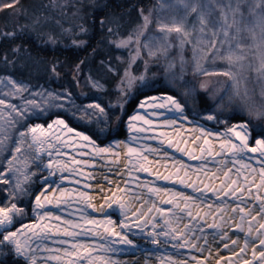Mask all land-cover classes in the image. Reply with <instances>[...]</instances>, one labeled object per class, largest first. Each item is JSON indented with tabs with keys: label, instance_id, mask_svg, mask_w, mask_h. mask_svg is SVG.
Segmentation results:
<instances>
[{
	"label": "snow or ice",
	"instance_id": "1",
	"mask_svg": "<svg viewBox=\"0 0 264 264\" xmlns=\"http://www.w3.org/2000/svg\"><path fill=\"white\" fill-rule=\"evenodd\" d=\"M15 2L17 0H13V3ZM180 2L185 9L184 15H173L170 22L156 20L157 29L163 34L162 36H151L141 45L140 38L153 23L151 12L144 14L141 10L143 24L139 26L140 30L135 36L130 34L126 39H120L114 43L117 47L124 48L132 44L135 39L136 54L132 62L141 55V47L148 50L149 57H155L158 53L167 57L169 48L173 46L171 34L176 33L180 49L183 51L185 44L191 43L192 33L195 31V25L191 30L188 28L190 13H197L199 31L202 34L205 33L206 28H214V25L210 19V13L202 9L198 11L197 5L189 4L185 0ZM261 5H264V0H260L255 7L259 8ZM9 7H12L11 3L0 4V8ZM227 7L232 10V21L231 24L228 23V16L225 13V23L220 26L224 36L221 43H229L232 27H236L237 37L241 31L236 19V13L240 12L239 3L234 9L231 3ZM103 23L101 21V24ZM254 26L260 30V40L257 45L260 49V63L254 70L259 77H264V9L256 14ZM81 30L86 31L83 27ZM109 31L111 32L112 29L109 28ZM249 31L255 36L254 28H249ZM3 35L15 37L16 33L6 32ZM212 37H217V31H212ZM200 43H205L203 36L197 40V44ZM206 43L209 51L216 47L215 39ZM197 44L193 45L194 58ZM236 47L242 49L243 45L237 44ZM14 51L18 52L19 48ZM201 51L204 50L201 49ZM220 58L227 61L228 68L221 71L201 70L197 60L196 69L201 71L202 75L227 77L231 84L219 90L223 92V95H218L216 106L218 109H223L227 104L231 110L232 105H237L248 119L230 124L227 119L220 120L215 112L209 113L205 117L207 120L225 124L226 127L222 132L199 125L193 129V132L199 135L193 136L191 141L180 140L175 144L172 139H167V133L162 132L160 136L166 138L170 147H174L177 152L184 153L192 160L201 161V164L193 169L190 165H185L182 160L174 159L172 170L167 174H161L159 171L153 173L150 167L153 161L149 160V156L145 154L146 152L156 154L161 149L138 143L141 139L139 134L148 129L138 127L135 122L143 121L148 125L153 123L146 118V115L137 112L128 117L127 139H115L107 146H101L92 135L71 126L67 120L58 115L48 123L31 122L33 117L39 120L41 116H48L53 108H63L72 112L73 116L76 115L73 109H76L80 112L79 118L83 120L96 116L95 110L98 109L107 124L109 115L99 103L80 106L72 99L70 92L67 94L49 92L47 95L35 93V96L40 97L39 100L21 97L24 99V105L18 106L3 97H16L27 91V86L10 76L0 78V86H2L0 88L2 93L0 97V185L5 186L0 191L6 193L3 200H0V264H50V262L119 264L108 254L141 250L140 245L129 238V234L138 236L145 243L156 245L158 248L171 243L177 250L188 248L199 253L207 251L209 255L203 259L195 255L191 256L195 264H206L209 259H214L215 264H256V262L264 264V195H262L264 193V92L261 93V102L257 104L247 87L246 77L242 72L232 70V65L240 69L245 67L241 63L246 58L242 52L234 51L229 43L227 55ZM4 59L7 62V56ZM181 62L183 64V56H181ZM145 67L147 68V61H145ZM52 71L56 72L55 66ZM177 79L183 80V76H172L168 81L169 85L178 87ZM137 80L141 82V90L155 87L151 81L145 79V74L137 77L126 69L124 77L120 80V91L126 96L127 89L133 88ZM93 87L101 88L102 85L93 81ZM183 87V97L194 95L196 91L194 86L184 85ZM200 87L207 90L208 83L203 82ZM139 108L153 109L152 115H163L155 111L156 109H167L174 115L178 114L176 118L163 121L168 126L176 125L178 119H188L185 103L171 94L156 96L144 93V99L139 102ZM88 109L93 111L89 112ZM118 111L120 114L113 113V115L119 122L124 111V104L119 100ZM9 129L15 134V140H12ZM175 131L177 135L180 134L178 128ZM211 137L215 139H210ZM198 141L200 143H197ZM164 142L165 140L162 139L161 144ZM189 143L195 147H187ZM181 144L186 146L181 147ZM88 147L91 148V152L82 150ZM69 148L81 158L73 155L70 159H65L69 156V152L65 149ZM6 153L10 155L6 156ZM249 153L259 154L258 167L245 162V158L253 159ZM163 155L167 157L168 153L164 151ZM85 156L99 157L102 160L110 157L111 164L120 170L118 174L132 177L134 172H147L154 174L159 180L171 181L190 188L192 194L159 187L154 183H139L137 187L147 188L151 195L147 199L143 198V193L129 196L128 193L133 190L128 188V181L124 182V187L117 184L115 191L103 183L95 185L85 183V188L99 189L95 194L61 187L63 181L70 176H84L85 180L95 179L92 172L85 173V167L94 166L96 161L83 159L82 157ZM209 157L212 158V168L208 167ZM121 161H123L122 164ZM155 163L159 164L160 161L156 160ZM33 164L36 167L35 171L30 170ZM108 171H112L111 166ZM37 172L46 173V175L42 176L39 187H33L37 182L33 181L32 177L37 176ZM66 172L69 173L68 176L65 175ZM103 179L108 185H112L113 181L107 175H104ZM135 180L139 181V176H136ZM75 183L79 184L81 181L77 179ZM117 192L121 195H117ZM209 193L215 197L214 200L210 201ZM152 195L157 199L153 200ZM97 196L100 199L99 204L94 202ZM24 198L31 200L30 206H24L21 203ZM135 201L140 202L138 207ZM253 201L259 202L258 208L252 203ZM73 203L84 206L78 209V218H71L72 214L68 216L58 214V212H64L65 208H71ZM62 205L65 207H61ZM113 205L116 207L114 208ZM160 205H171V207L165 208ZM87 209L103 213V217L92 216ZM107 209L112 211L108 212ZM29 212H31L30 217ZM113 214H117L118 218L113 219ZM133 217L135 219H132ZM26 218L30 220L29 223L24 222ZM253 221L257 226L253 225ZM133 228L138 231L133 232ZM206 229L212 231L209 233ZM232 230H235L233 232L235 238L229 235ZM237 232L244 233L243 237L236 235ZM87 237L97 239L88 240ZM217 239L224 242V249H229L230 244L234 246L230 249L231 256L220 255L219 247L215 249L216 255L212 256V246ZM45 241H51L52 244L49 245ZM119 244L128 245L129 248L114 247ZM143 251L148 255H158L160 264H189L188 260H178L171 253L164 255L149 249H143ZM249 251L251 258H248ZM40 253L44 255L41 256ZM233 256L239 259L234 262Z\"/></svg>",
	"mask_w": 264,
	"mask_h": 264
},
{
	"label": "rangeland",
	"instance_id": "2",
	"mask_svg": "<svg viewBox=\"0 0 264 264\" xmlns=\"http://www.w3.org/2000/svg\"><path fill=\"white\" fill-rule=\"evenodd\" d=\"M13 0H0V2L5 3H11ZM95 0H60L59 2L52 3L51 6L53 10L57 13V16L61 19H69L70 21H73L75 19L79 22L81 18H83V11L86 7H88L91 3H93ZM185 2L189 4H195L198 6L199 10H204L208 13H210V19L214 25L213 27H208L205 30V33H201L199 31L200 25L197 20V13H190L188 15V28L189 30L192 29V26L195 25V31L192 33L191 37V43L185 44L183 51H181L179 42L177 40V34L172 33L171 34V41H172V47L169 48L167 57H165L162 54H157L155 57H149L147 55V49L141 47V55L135 59L134 62H132V58L136 54V43L135 39L133 40L132 44H130L128 47L120 48L118 49L122 50L123 53L118 56V60L120 61V64H124L125 67H128V71L134 75L139 77L142 74L149 73V77L145 75V79L148 81H151L155 87L152 88H145L141 90V82L139 80L136 81L135 85L137 89L139 88V91H147V90H155L157 89L156 80L159 76H161V85L162 87H165L167 89H172L179 93L182 96V92L184 91V85L187 86H194L196 91L194 95L183 97L185 101L187 102V106H185V113L187 116L195 120L197 122L202 123L208 128L215 129V130H224V128H221V126L225 125L223 123H218L217 121H209L205 117L209 113L215 112V114L218 116L220 120L227 119L232 117H244L248 119L246 115H244L237 105H232L231 110L229 109V106L226 104L223 109H218L216 106L218 95H223L222 91H219L220 89H223L231 84V81L228 80L227 77L224 76H217V75H202L201 71L196 69V63L197 60H199V63L201 65V70H208V71H221L229 67L226 60L221 59L220 57L226 56L229 49V43L232 46V49L236 52H242L244 56L246 57L245 60H243L241 63L245 65L243 69H240L236 65H232V70L237 72H242L243 75L246 77V83L247 87L250 90V93L253 97V99L256 101L257 104H259L262 100L261 93L264 92V77H259L257 72L254 70L256 67L259 66L260 60V49L257 47L259 44L260 36H259V28H255L254 26V20L256 14L260 13L262 9H264V5H261V7L257 8L255 7L257 4L260 3V0H185ZM231 3L232 8L234 9L239 3L240 5V12L236 13V19L238 22V26L241 28L240 33H236V27H232L230 29V39L229 43H221L224 40L223 33L220 31V26L225 23L224 21V14L227 13L228 16V23L231 24L232 21V10L227 7V5ZM71 4L73 6H71ZM75 4V5H74ZM72 7V10L70 9ZM68 12V14H67ZM153 17V23L149 25L147 31L144 33V35L140 38V43L143 45L151 36H162L163 34L158 31L156 20L161 19L165 22H170L171 17L173 15H184L185 9L183 7V3L180 2V0H156L155 5H153L151 8H149L144 14L150 13ZM242 13V16H241ZM120 22L118 21V18L111 20V23L109 27L112 29V37L110 39V42L116 45L114 41H119L120 39H126L130 34L134 35L140 30L139 26L143 24V16H140V19L137 21L135 26L130 29L127 33H119L118 31V25ZM66 24H61V21L57 23V29H52L49 31V29H43L41 30L42 36H44L48 41H56V44H59L61 46H67L69 44L77 45L82 41L79 37L83 35L84 31L81 30V27L77 25L66 27ZM117 28H116V27ZM249 28H254L255 36L253 35V32L249 31ZM217 31V37H212V31ZM203 36V39L205 43L197 44L198 38ZM51 37V38H50ZM231 37H237L235 39ZM213 39L216 40V47L211 49L209 51L207 41H212ZM67 40H69V44L67 43ZM197 44V47L195 49V58H194V50L193 45ZM237 44H242L243 48H237ZM203 49L204 51H201ZM207 53V55H205ZM181 56H183V64L181 62ZM142 61H147V68L144 67L145 73H134L135 66L140 64ZM154 63H157V68L153 66ZM170 65H174V67H170ZM183 69V71H182ZM183 76V80H176V84L178 87H172L169 85L168 81L172 76ZM10 75H4L3 77H8ZM14 80H16L19 83H22L27 86V91L21 93L20 95L16 97H3L6 99H9L11 103L16 104L18 106L24 105V99H37L39 100V96H35V93H41L43 95H47L49 92H55L60 94H67L69 92L66 89H56L53 87H45L40 86L38 88H34L32 85H30L28 82L22 81L17 79L14 76H10ZM91 78V79H90ZM93 81L98 82L100 85H102L101 88L93 87ZM207 82L208 88L207 90L202 89L200 87L201 83ZM242 81V85H243ZM86 87L90 88L93 91L96 92H104L106 91L107 87L106 85L92 77L90 74L87 77V83L85 85ZM2 88V86H0ZM4 91H7V89H3ZM120 91V88L119 90ZM200 91L209 92V98H210V105L205 108L204 110L198 109L196 103L198 100V93ZM121 92V91H120ZM164 94H171V93H160V94H154V95H164ZM124 95V94H123ZM173 95V94H171ZM0 97H2V93H0ZM135 97V94L132 92L127 98V102H122L124 104V111L121 115V120L123 118V115L125 114L126 105L133 100ZM72 99H74L75 103L80 106H86L90 103H99L102 107L104 105L100 101H91L86 103L79 102L75 96L72 94ZM141 100V99H140ZM137 101L136 107L138 105ZM105 108V107H104ZM188 108H190L194 112V117H191L188 114ZM136 109V108H135ZM106 112L109 115V121L107 124H105V118L103 114L99 113V110H95L97 115L90 117L86 120L80 119V112L76 109H73V111H76V115L73 116L72 112L66 111L63 108L57 109L53 108L51 112L48 114V116H41L39 120H36L34 117L31 119V122H40L44 123L45 120H47L52 115H58L61 118L66 117L71 119L76 125L81 126L83 128H87L90 130H93L99 137L105 138L109 132H112L113 135H117L120 133L119 131V122L116 119H114L113 122V113L120 114L118 111V105L111 107V109L105 108ZM89 112H92L93 109H88ZM134 112V111H133ZM132 112V113H133ZM199 114V115H198ZM55 116V118H56ZM54 118V119H55ZM19 119V117H17ZM127 120V119H126ZM124 122V131H125V137H127L128 133L125 128ZM113 122V123H112ZM239 122V121H238ZM69 123V122H68ZM237 123V122H234ZM70 124V123H69ZM71 125V124H70ZM72 126V125H71ZM80 131H83L82 129L77 128ZM103 129V131H101ZM9 132L12 133V130L9 129ZM87 134H89L86 131H83ZM90 135V134H89ZM114 139H121L119 137L113 138ZM12 140H15V134L12 133ZM97 141V140H96ZM111 141V140H110ZM98 142V141H97ZM99 143V142H98ZM6 156L10 155V153H6ZM32 171L36 170L35 164L31 166ZM46 175V173H40L37 172V176L32 177L33 181H36L33 185V187H39L40 183L42 182V176ZM5 186L0 185V189H3ZM4 195L6 193L0 191V200H3ZM21 203L24 206H30L31 200L28 198H24V200L21 201ZM29 217L31 216V212H29ZM25 223H29V219ZM24 220V221H25ZM141 245L144 246H150L152 244L145 243V241L142 239L140 241ZM164 249L168 248V245L165 247H161Z\"/></svg>",
	"mask_w": 264,
	"mask_h": 264
},
{
	"label": "trees",
	"instance_id": "3",
	"mask_svg": "<svg viewBox=\"0 0 264 264\" xmlns=\"http://www.w3.org/2000/svg\"><path fill=\"white\" fill-rule=\"evenodd\" d=\"M59 1L17 0L15 3L11 2L12 7L0 8V77L14 76L28 82L34 88L45 86L66 89L81 103L100 101L107 109L117 106L118 100L127 102L126 97L133 92L135 97L126 105L125 114L118 124L120 133L117 135L109 132L103 139L93 130L78 126L66 117L72 126L88 132L100 144H105L113 138L125 137L124 122L135 110L137 101L144 98V93L148 95L171 93L180 98L185 106L188 105L179 93L160 86L161 76L156 80L158 87L155 90L139 91V88L137 89L134 85L133 88L127 89L126 96L118 91L120 80L128 67L120 64L118 60V56L123 51L110 42L111 20L118 18L120 24L116 26L119 33H127L140 19L141 10L146 12L155 5L156 0H95L84 9V17L79 22L57 16L51 6L52 3ZM2 3L5 2H0ZM70 9L72 10V7ZM59 20L61 24H66V27L78 24L86 29L79 37L82 41H79L81 43L78 46L69 44V40H67L69 45L61 46L56 44V41L50 42L42 36L43 29H49V31L57 29ZM101 21L104 23L101 24ZM6 32H15L16 36L5 37L3 34ZM16 48H19L18 52L14 51ZM5 56L8 58L7 62L4 59ZM144 65V61L136 65L134 73H145ZM53 66L56 68L55 73L52 71ZM153 66L157 68L158 65L154 63ZM89 74L103 82L107 87L106 91L101 93L86 87ZM147 76L149 77V73ZM210 101L209 92L200 91L196 105L198 109L204 110L209 107ZM187 110L191 117L195 116L190 108ZM55 116L52 115L44 123L50 122ZM114 119L115 116H113V122ZM241 120L246 118L232 117L228 121L231 124ZM225 127V125L221 126V128Z\"/></svg>",
	"mask_w": 264,
	"mask_h": 264
},
{
	"label": "bare ground",
	"instance_id": "4",
	"mask_svg": "<svg viewBox=\"0 0 264 264\" xmlns=\"http://www.w3.org/2000/svg\"><path fill=\"white\" fill-rule=\"evenodd\" d=\"M156 96H160V95H156ZM144 98H142L140 101H142ZM139 101V102H140ZM139 102L138 105L136 107V109L134 110V112L131 114H136L137 112H139L141 115H146V118L150 119L153 121V123L151 125L145 124L143 121H137L135 122L137 124L138 127H143L145 129H148L145 132L140 133V137L141 139L138 141L139 144L144 145V146H151L153 148H159L161 149V151L159 153L156 154H149V153H145L146 155L149 156V160L153 161V163L150 165V167L153 170V173H155L156 171H159L161 174H167L168 171L172 170V165L175 160H182L184 162L185 165H190L193 169L197 168L200 164L201 161L199 160H192L190 159L187 155H185L184 153L181 152H177L176 149L174 147H170L168 145V143L166 142V138L165 137H161L160 134L162 132L167 133V139H172L173 144H175L177 141L180 140H189L191 141L192 137L195 135H199V133L197 132H193V129L199 125H203L200 122H197L195 120H192L188 117L187 120H177V124L174 126H168L165 125L163 123V121H165L166 119L169 118H176V116H178V114H173L172 112H169L167 109H156L155 111L163 113V115H152V112L154 111L153 109L150 108H145V109H141L139 108ZM130 115V116H131ZM51 122V121H50ZM127 123H128V118L126 120L125 123V128L127 130L128 133V128H127ZM206 129H210L213 131H223V130H215V129H211L206 127L205 125H203ZM179 129L180 130V134L177 135L175 129ZM87 134V133H86ZM129 136V133L127 135V137ZM126 138H121L119 140H125ZM94 139V138H93ZM165 140V142L163 144H161V140ZM210 139H215L214 137H211ZM115 140V139H114ZM114 140L108 141L105 144H100L101 146H107L110 142H113ZM197 143H200L199 141ZM181 147H185L186 145L181 144ZM218 146V145H217ZM187 147L189 148H194L195 145H192L191 143H189L187 145ZM83 151L86 152H91V148H85L82 149ZM65 151L69 152V156L65 157V159H70L71 156L73 155H77L76 152H74L72 149H65ZM166 151L168 153V156L165 157L163 155V152ZM199 153L197 152V155ZM249 156L253 157V159L248 160L247 158H245V162L251 164L254 167H258V153H249ZM77 158H81L77 155ZM83 159H94L95 165H90L88 167H85V173L87 172H92L93 175L95 176V179H89V180H85L84 176H70L69 179H66L63 181V183L61 184V187H67L69 189H78L80 191H87L90 194H95L99 191L98 188H85L84 185L85 183H91V184H97V183H103L106 186L112 187L113 191L116 190V185L119 184L120 187H124V182L128 181V188L132 189L133 192L128 193L129 196L133 195V194H140L143 193V198L147 199L149 195L147 188H143L140 189L137 187V184L139 183H154L156 186L159 187H167L170 189H174L175 191H184L187 192L189 194H192V190L190 188H185L183 185L180 184H174L171 181H164V180H159L156 178V176L154 174H149L147 172H134L132 174V177H129L127 175H121L118 174V172L120 171L115 165L111 164V158L109 157L108 159H100L99 157H94V156H85L82 157ZM218 159V158H217ZM156 160H159L160 163L157 164L155 163ZM123 163V161H121V164ZM109 166L112 167V171H108ZM208 167L212 168L213 167V163H212V158L209 157V163H208ZM236 167H240V165H236ZM66 176L69 175V173H65ZM104 175H107L112 181V185H108L107 181H105L103 179ZM139 176V181L135 180V177ZM52 179H56V178H52ZM79 179L81 181V183L76 184L75 181ZM57 183H59V180H57ZM255 191V189L253 190ZM117 195H121V193L117 192ZM210 201L214 200L215 197H213L211 195V193L208 194ZM262 195H264V193H262ZM153 200H156L157 198L152 195L151 197ZM95 203L99 204L100 203V199L99 196L96 197V199L94 200ZM136 206H139V201H135ZM157 203H159V201H157ZM252 203H254L257 208L259 207V202L258 201H253ZM162 207L165 208H169L171 207V205H160ZM50 208H53L54 211H56V209L49 205ZM61 207H65L64 205H62ZM84 207L83 205H76L75 203H73L71 208H65L64 212H58V214L61 215H65L68 216L69 214L71 215V218H78L79 216V208ZM113 207L115 208L116 206L113 205ZM147 207V205H146ZM133 211L135 209H132ZM88 213L92 216H95L97 218H102L103 217V213L100 212H94L92 209H87ZM108 212H111V209H107ZM158 218H159V214H157ZM118 216L117 214H113V219H117ZM132 219H135L134 217ZM259 219V218H258ZM186 222V221H185ZM253 225H256V222L253 221ZM119 230V229H118ZM127 231V230H125ZM133 232H137L138 229L133 228L132 230ZM207 232H211V229H206ZM235 230H232L229 232L230 236H233V232ZM236 235H239L241 237H243L244 233H239L237 232ZM129 238L134 239L136 241V243L138 245H140V249L141 250H137V251H119V252H115V253H109L108 255L111 256V258L113 260H116L119 262V264H145V261H147V264H160V259L158 255H148L146 254L143 249H149L151 251H157L158 253H163L164 255H167L169 253H171L176 259L178 260H188L189 264H195L194 261L191 260V256L195 255L200 257L201 259H203L204 257L208 256V252L205 251L204 253H199L196 252L195 250H190L188 248H183V249H174L170 244H168V248L164 249L161 248L156 245H150V246H144L141 245L140 241H142L141 238H139L138 236H134L129 234ZM233 238H235V236H233ZM86 239L88 240H93V239H97L95 237H87ZM209 240L211 241V236H209ZM45 243L51 245L52 242L51 241H45ZM203 242L201 241V244ZM223 241H220L219 239H217L216 243L212 246L213 247V252H212V256L214 257L216 255L215 249L216 247H219L220 249V255H224V256H231V251L230 249L234 246H232L230 244V248L229 249H224L223 248ZM241 246H242V241H241ZM114 247L116 248H120V249H126L129 248L128 245H123V244H119V245H114ZM238 251V249H237ZM40 255H44V253H40ZM95 255V254H94ZM241 256H243L244 254H240ZM248 258H251V253L249 251L248 253ZM233 261H237L239 259V257H232ZM50 264H55V262H50ZM206 264H215V260L214 259H209ZM256 264H258V262H256Z\"/></svg>",
	"mask_w": 264,
	"mask_h": 264
}]
</instances>
